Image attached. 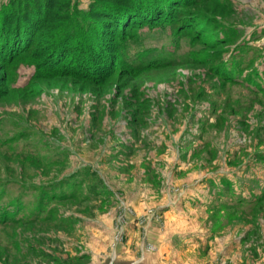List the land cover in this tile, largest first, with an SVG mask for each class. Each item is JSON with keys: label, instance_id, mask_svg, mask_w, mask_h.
I'll return each instance as SVG.
<instances>
[{"label": "rangeland", "instance_id": "374dc122", "mask_svg": "<svg viewBox=\"0 0 264 264\" xmlns=\"http://www.w3.org/2000/svg\"><path fill=\"white\" fill-rule=\"evenodd\" d=\"M0 264H264V0H0Z\"/></svg>", "mask_w": 264, "mask_h": 264}, {"label": "trees", "instance_id": "16d2710c", "mask_svg": "<svg viewBox=\"0 0 264 264\" xmlns=\"http://www.w3.org/2000/svg\"><path fill=\"white\" fill-rule=\"evenodd\" d=\"M123 15V14H122ZM126 14H124V16H125ZM127 16H129L130 17V15L128 14ZM23 20V17H21L20 16V18H19V21H22ZM24 23V22H23ZM20 39V38H19Z\"/></svg>", "mask_w": 264, "mask_h": 264}]
</instances>
